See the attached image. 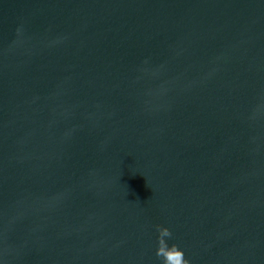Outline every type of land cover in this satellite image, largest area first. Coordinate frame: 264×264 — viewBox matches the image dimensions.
<instances>
[{
    "label": "water",
    "instance_id": "95a60500",
    "mask_svg": "<svg viewBox=\"0 0 264 264\" xmlns=\"http://www.w3.org/2000/svg\"><path fill=\"white\" fill-rule=\"evenodd\" d=\"M264 264V0H0V264Z\"/></svg>",
    "mask_w": 264,
    "mask_h": 264
},
{
    "label": "clouds",
    "instance_id": "9594fccd",
    "mask_svg": "<svg viewBox=\"0 0 264 264\" xmlns=\"http://www.w3.org/2000/svg\"><path fill=\"white\" fill-rule=\"evenodd\" d=\"M159 247L156 255L163 259L164 264H190L185 259L184 251L176 244L168 245L165 237H171L172 233L167 227L159 228Z\"/></svg>",
    "mask_w": 264,
    "mask_h": 264
}]
</instances>
